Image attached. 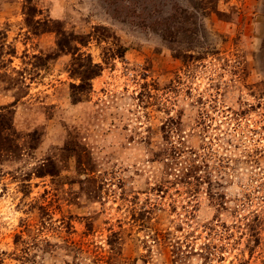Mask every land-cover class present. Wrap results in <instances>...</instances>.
Returning a JSON list of instances; mask_svg holds the SVG:
<instances>
[{"label": "rangeland", "instance_id": "obj_1", "mask_svg": "<svg viewBox=\"0 0 264 264\" xmlns=\"http://www.w3.org/2000/svg\"><path fill=\"white\" fill-rule=\"evenodd\" d=\"M0 264H264V0H0Z\"/></svg>", "mask_w": 264, "mask_h": 264}, {"label": "trees", "instance_id": "obj_2", "mask_svg": "<svg viewBox=\"0 0 264 264\" xmlns=\"http://www.w3.org/2000/svg\"><path fill=\"white\" fill-rule=\"evenodd\" d=\"M97 68L98 69H100V67L99 66H97ZM92 73V72H91ZM92 74H84V75H82L81 76V81H82V83H83V81H88L92 76H91ZM93 75H95V74H93Z\"/></svg>", "mask_w": 264, "mask_h": 264}]
</instances>
